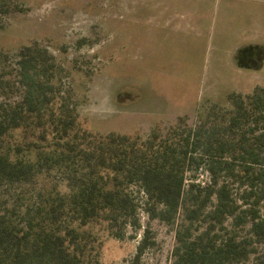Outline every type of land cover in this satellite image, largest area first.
I'll return each instance as SVG.
<instances>
[{
  "label": "trees",
  "instance_id": "obj_1",
  "mask_svg": "<svg viewBox=\"0 0 264 264\" xmlns=\"http://www.w3.org/2000/svg\"><path fill=\"white\" fill-rule=\"evenodd\" d=\"M262 56L247 44L235 61L254 69ZM17 57L0 73V264H100L89 225L123 239L141 212L175 225L171 264L244 263L264 244V86L211 104L193 126L180 117L145 137L93 133L47 49ZM155 243L143 227L131 264Z\"/></svg>",
  "mask_w": 264,
  "mask_h": 264
},
{
  "label": "rangeland",
  "instance_id": "obj_2",
  "mask_svg": "<svg viewBox=\"0 0 264 264\" xmlns=\"http://www.w3.org/2000/svg\"><path fill=\"white\" fill-rule=\"evenodd\" d=\"M164 1L0 0V51L9 58L0 57V73H14L20 48L39 45L81 128L142 137L155 128L166 132L180 117L193 126L211 104L264 86V56L254 69L239 68L233 57L247 43L264 51V0ZM140 216L142 227H128L123 239L89 225L99 238L100 264H131L145 226L156 243L140 264L172 263L175 225ZM263 260L261 244L238 264Z\"/></svg>",
  "mask_w": 264,
  "mask_h": 264
},
{
  "label": "crops",
  "instance_id": "obj_3",
  "mask_svg": "<svg viewBox=\"0 0 264 264\" xmlns=\"http://www.w3.org/2000/svg\"><path fill=\"white\" fill-rule=\"evenodd\" d=\"M171 0H165L164 2L165 3H169ZM168 15L166 16V17H164L165 19H166V23H167V21L169 22V21H172L171 19H172V14H170V13H167ZM153 15V14H152ZM158 15H161V14H158ZM154 17L153 18H155V20L158 22V23H161V19H163V18H161L160 16H157V15H153ZM247 44H251V43H247ZM247 44H242L241 46H244V45H247ZM241 46H239L238 48H237V50L241 47ZM237 50H236V52H237ZM235 52V53H236ZM233 57H234V59H235V55H233ZM238 66V65H237ZM239 67V66H238ZM239 68H241V67H239Z\"/></svg>",
  "mask_w": 264,
  "mask_h": 264
}]
</instances>
